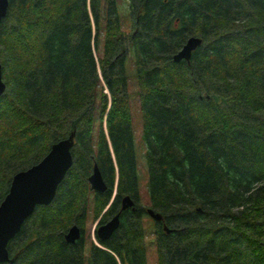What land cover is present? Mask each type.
Here are the masks:
<instances>
[{"label": "trees", "instance_id": "trees-1", "mask_svg": "<svg viewBox=\"0 0 264 264\" xmlns=\"http://www.w3.org/2000/svg\"><path fill=\"white\" fill-rule=\"evenodd\" d=\"M7 0L0 19V200L73 131L71 164L0 264H146L133 101L156 264H264V0ZM189 35L201 42L173 61ZM133 90V94L130 91ZM95 163L106 188L87 176ZM128 194L117 227L84 252ZM71 224L80 236L64 239ZM165 224L169 231L161 227Z\"/></svg>", "mask_w": 264, "mask_h": 264}, {"label": "water", "instance_id": "water-1", "mask_svg": "<svg viewBox=\"0 0 264 264\" xmlns=\"http://www.w3.org/2000/svg\"><path fill=\"white\" fill-rule=\"evenodd\" d=\"M6 8L7 0H0V19L5 15ZM200 42L201 37L198 35L187 36L181 47L171 55V59L173 61L179 59L188 61L191 51ZM4 86L0 65V93ZM73 133L71 131L66 137L52 142L38 161L12 174L7 191L0 200V262L12 261L13 257L8 256L6 243L18 231L22 221L30 215L34 206L36 204L45 205L51 201L56 186L71 164L70 148L73 143ZM87 181L89 187L94 191L101 192L106 188V183L95 163L91 166ZM133 204V199L128 194H124L121 197L119 209L128 206L133 209ZM145 212L154 221L162 219L161 214L150 207H146ZM118 213L119 211L104 222L97 224L95 234L98 239H105L117 227ZM161 227L164 231H169L165 224H162ZM78 237V225L71 224L64 233V239L73 242Z\"/></svg>", "mask_w": 264, "mask_h": 264}, {"label": "rangeland", "instance_id": "rangeland-1", "mask_svg": "<svg viewBox=\"0 0 264 264\" xmlns=\"http://www.w3.org/2000/svg\"><path fill=\"white\" fill-rule=\"evenodd\" d=\"M117 3L116 10L120 18L121 25L125 31L129 30V16L127 13V4L126 0H115ZM133 94V90L130 91V94ZM133 134H134V152H135V168L138 178V203L142 208L148 207L147 194L145 190V179L147 177L145 170V159H144V146L140 143V131H141V118L140 114L137 111V102L133 101V113L131 120ZM101 215V214H100ZM99 214L93 217L89 211L83 225V238H84V252L87 253V247L89 240L96 242L94 236V230L99 220L101 218ZM142 226L144 228V242H145V256L146 264H156L155 260V248L153 244V228L154 220L146 213L141 217Z\"/></svg>", "mask_w": 264, "mask_h": 264}, {"label": "flooded vegetation", "instance_id": "flooded-vegetation-1", "mask_svg": "<svg viewBox=\"0 0 264 264\" xmlns=\"http://www.w3.org/2000/svg\"><path fill=\"white\" fill-rule=\"evenodd\" d=\"M122 197V196H121ZM120 200H121V198L119 199V205L117 206V208H116V210L115 211H113L107 218H105L104 220H99V223H102V222H104L106 219H108L110 216H112L114 213H116V212H118V211H121L122 209H119V207H120ZM129 207V206H128ZM125 208H127V207H125ZM125 208H123V209H125ZM118 218H119V213H118ZM82 235H83V232H82ZM79 236H80V230H79ZM79 238V237H78ZM77 238V239H78ZM76 239V240H77Z\"/></svg>", "mask_w": 264, "mask_h": 264}]
</instances>
